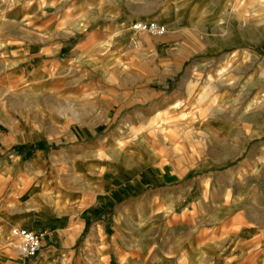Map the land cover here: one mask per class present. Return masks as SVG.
I'll return each mask as SVG.
<instances>
[{"label": "rangeland", "instance_id": "374dc122", "mask_svg": "<svg viewBox=\"0 0 264 264\" xmlns=\"http://www.w3.org/2000/svg\"><path fill=\"white\" fill-rule=\"evenodd\" d=\"M169 1L188 21H156L164 35L134 31L155 21L142 19L128 35L59 34L51 56L5 68L0 119L17 163L5 179L15 221L0 225V264L21 254L14 228L49 226L64 239L84 220L71 251L44 264H142L110 251L135 221L148 243L200 241L196 264H264V0ZM6 5L0 16L5 6L26 16L24 34L7 26L26 42L41 8L53 14L38 0ZM56 5L62 15L67 3Z\"/></svg>", "mask_w": 264, "mask_h": 264}, {"label": "crops", "instance_id": "0c3cea01", "mask_svg": "<svg viewBox=\"0 0 264 264\" xmlns=\"http://www.w3.org/2000/svg\"><path fill=\"white\" fill-rule=\"evenodd\" d=\"M14 0H3V3L8 4ZM40 3H49V12L53 13L45 17L46 11L42 8L39 11V17L34 18L32 32L34 34L33 42H26V38L11 37V30L7 26L10 23H20L21 33L27 31L26 16L11 15L6 11V6L1 10L0 16V78L5 77V68L9 65L24 63L32 58L38 60L45 59L44 57L51 56L53 52L57 51L64 45L62 42L58 43L55 37L59 34L77 35L78 33H86L87 31H96L99 34L114 36L128 35L130 24L136 19L142 20H155L165 23L174 28L184 21H188L186 16H183L177 11L175 2L169 0H38ZM64 1L67 5L63 8V14L57 12V3ZM227 2V1H226ZM70 18H67V16ZM16 16L17 18H14ZM11 17V18H9ZM49 18L48 20H46ZM89 29V30H88ZM91 30V31H90ZM53 36H55L53 38ZM259 50L264 49V40L257 42ZM72 48V47H71ZM219 46L212 45L208 49H217ZM5 116V110L0 113ZM264 115V114H263ZM264 125V118L261 120ZM14 137V136H13ZM10 141H14L12 136L5 135V117L0 119V210L2 211V218L0 225L5 229L10 226L15 220L5 218V205L9 203L10 192L5 190V179L12 164L17 163L16 157L13 154L5 155V145ZM14 167V166H13ZM26 167V165L24 166ZM23 167V168H24ZM23 176L29 172H22ZM11 186H16L13 181ZM79 195V194H77ZM55 203L50 201V203ZM52 209V205L48 206ZM100 209L104 207L100 206ZM92 215H90V218ZM120 220V218H119ZM18 221V220H17ZM103 232H106L107 226L103 222L100 225ZM140 224L135 221L130 224L127 232L124 233L123 239L113 243L112 250L113 260L120 261L122 259H142L145 258L146 262L142 264H165L168 259H193L194 263H199L201 257L200 241L195 240H182L174 238L169 240H160L158 243H148L141 235ZM86 221L78 223L77 231L69 233L66 238H62L60 233L55 232L49 226H42L34 228V231H44L45 236L38 253L27 260H33V264H44L48 261L50 256H58L60 250L63 252H70L72 244L76 242L78 237L82 235L85 230H88ZM137 228L136 232L134 229ZM96 230L97 229H93ZM98 232V231H97ZM54 233V234H53ZM92 239L95 236V231L91 233ZM236 244V245H235ZM238 245L234 243L233 246ZM17 250V246L13 247ZM69 250V251H68ZM15 252V251H13ZM21 254L15 252L13 254V264H21ZM25 259V258H24ZM26 260V259H25ZM156 260V262H155ZM51 263V262H50Z\"/></svg>", "mask_w": 264, "mask_h": 264}, {"label": "built area", "instance_id": "2783aa9c", "mask_svg": "<svg viewBox=\"0 0 264 264\" xmlns=\"http://www.w3.org/2000/svg\"><path fill=\"white\" fill-rule=\"evenodd\" d=\"M131 28L137 32L146 31L156 36L164 35L167 32L166 27L156 21H138L132 24ZM10 233L21 240V254L25 258L34 257L38 253L45 236L44 231L29 230L25 227H16Z\"/></svg>", "mask_w": 264, "mask_h": 264}, {"label": "bare ground", "instance_id": "6f19581e", "mask_svg": "<svg viewBox=\"0 0 264 264\" xmlns=\"http://www.w3.org/2000/svg\"><path fill=\"white\" fill-rule=\"evenodd\" d=\"M21 241V240H20ZM20 247H22V242L20 243Z\"/></svg>", "mask_w": 264, "mask_h": 264}]
</instances>
